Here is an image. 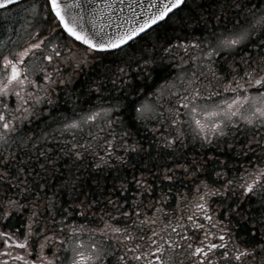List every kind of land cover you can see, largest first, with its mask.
<instances>
[{"label": "trees", "instance_id": "16d2710c", "mask_svg": "<svg viewBox=\"0 0 264 264\" xmlns=\"http://www.w3.org/2000/svg\"><path fill=\"white\" fill-rule=\"evenodd\" d=\"M232 3L233 0H227L226 3L225 0H196L199 7L193 6L192 11L186 7L179 13L180 20L173 17L172 20L160 23L131 42V47L109 54H96V58H90L87 72L84 66L80 65L77 69L74 67L72 83L69 86L54 87L55 91L50 90L49 96L32 108L28 119L16 126L21 135L31 143L24 145L17 138L16 141H9L10 147L0 148V151L12 152L17 159L24 161L19 167L26 169L28 174H22L18 179L24 181L20 187H28L31 192L20 194L18 188L12 187L16 181H12L6 188H0V194L13 196L22 205L19 211H11L7 220L0 218V221H4V226L9 231L23 239L29 218L33 211H37V216L31 217L33 230L37 232L44 228L46 231L40 237L33 236L32 239L36 242L33 255L40 253V244H45L43 254L52 256L55 252L59 257L62 256L63 245L73 239H67L68 236L101 239L108 252L113 253L111 240H105L99 233L93 234L89 229H95L98 225L102 227L99 217L104 211L110 214L113 222L119 220L121 225L131 224L137 217L132 215V219L126 221L117 213L116 208L131 215L141 201L140 219L145 215L152 217L155 209L150 205L157 200L160 201L157 208H163L164 213L168 214L165 220L164 215L157 212L160 220L157 225L149 226L155 231L157 228L162 229L169 221L172 227H176L177 221L190 224L187 215L192 213H195L198 222L204 223L201 213L192 210L198 202L195 193L201 181L209 186L207 189L201 187L202 193L212 190L220 192V195L207 196L209 214L219 218L230 235L246 240L251 236L252 219L259 220L261 212H264V204L261 202L264 193L257 191L255 196L245 198L234 185H228V181L244 176L246 170L253 172L264 167V132L257 135L255 129L241 130L232 132L230 136L214 144L202 145L194 141L186 127L182 126V117L177 116L176 125H172L169 116L174 113L170 98L165 100L168 102L165 103L167 107L161 108L159 117L147 124L137 120L135 115L140 99L153 94L182 63V44H188L200 36L212 35L213 31L217 33L232 29L237 23V15L243 19L244 14L233 8ZM241 3L255 11L264 0H241ZM189 5L191 6V0ZM252 39L258 44L264 37L257 35ZM169 43L173 46L171 54L162 51ZM241 49L230 55H218L206 69H211L212 74L209 77L206 74L208 78L203 82L199 80L200 75L198 86L205 91L224 92L223 77L230 71L229 66L234 62L239 63L245 52H256L255 44L242 45ZM123 50L128 52L127 56H121L120 52ZM133 53L151 62L141 66L139 60L129 57ZM118 69H123L124 74L119 72V79H115L113 74ZM95 105L113 106L106 123L76 133L75 140L69 133H49L63 116L85 111ZM101 128L104 130L100 131ZM90 132L99 137L101 145L94 155L81 150L80 159H76L74 154L62 151L77 141L86 145L91 140ZM111 133H115V138ZM41 135L45 137L40 138ZM104 137L113 142L115 151L104 148ZM166 139L173 141L171 147L164 146ZM91 142L93 145L97 143L95 140ZM32 144L36 147L33 148ZM106 150L111 152L110 158L105 155ZM102 156L107 161L106 164L101 163ZM117 156L121 159L117 160ZM97 164L101 166L97 168ZM216 167L226 171L223 170L221 176H217ZM166 169H171L169 174L174 173L172 181L162 179ZM185 169H188L187 173ZM192 169L196 171L193 172ZM9 171L12 175L16 173L15 168H10ZM223 176L226 177L223 179ZM142 177L147 181L143 189L135 183V180ZM39 185H44L49 191L44 192L39 189ZM226 185L228 186L225 187ZM38 192L41 200L37 208L32 204V198ZM80 193L87 194L89 204L95 209L94 213L78 207L77 199H85ZM49 199L53 204L50 211L47 210ZM109 200L112 204H108ZM233 201L242 207V213L233 216L229 222L226 217L221 216V210L223 205ZM64 208L74 209L81 214L64 213ZM61 220L67 225L62 231L59 224L51 223ZM74 227L84 230L73 235L71 229ZM18 231L20 234H17ZM188 231L177 228L176 233L187 236ZM261 231L264 229H255L256 241L260 240ZM43 235L53 236V242L46 243ZM172 237H175L173 232ZM29 245L31 250L32 241H29ZM259 260L260 257H256L257 264Z\"/></svg>", "mask_w": 264, "mask_h": 264}, {"label": "snow or ice", "instance_id": "6c2138e0", "mask_svg": "<svg viewBox=\"0 0 264 264\" xmlns=\"http://www.w3.org/2000/svg\"><path fill=\"white\" fill-rule=\"evenodd\" d=\"M115 2L116 0H45L43 14L36 9L31 10L35 23L33 30L28 33L27 46L21 45L18 51L9 52L8 55L0 54V97H8L12 94L20 102L15 113L0 112V148L10 147L9 141H16L17 138H20V142L24 145L31 143L30 140L21 135L16 123L28 119L29 107L25 106L27 100L35 98L39 102L38 95L33 97L31 92L25 93L26 85L37 88L36 83L30 79V76L36 71L43 73L46 84H51L53 83L52 75H60L58 66L67 64L78 68L81 64L87 63L89 58H96V54H109L112 51L131 47L130 42L138 39L141 33L152 26L158 25L159 22L172 20L173 17L180 20L179 13L186 7L189 8V11L193 10V6L199 7L196 0H191V6L189 0H147V6H145L143 0H131L129 11L132 15L125 18L121 23H117L112 20L111 16H108V25L116 24L115 30L108 32L105 31L102 20L107 13L117 15L113 7ZM119 2L122 4L123 0H119ZM226 2L227 0H225ZM16 3L17 0H0V8ZM133 4L141 8L140 19H136V13L132 9ZM232 7L244 14L243 19L241 20L240 15H237V23L226 33L216 34L214 31L212 32V39L208 41V48L210 49L208 55L220 51L232 53L242 50L241 45L247 46L250 44H255L256 52L255 54L245 52L239 63L234 62L229 66L230 71L223 77V88L224 92L232 93L231 97L225 98L221 93H216L217 96H220L219 102L209 103L212 93L206 96L202 91L193 90L194 87H198L194 81H187L188 87L185 88V91L188 95L182 97L172 91V88L176 87L175 82H170V86H166L164 89L168 92L169 97H174L179 106L185 110L184 115L188 116L189 119L183 122L192 127L194 138L198 137L204 142L226 136L228 134L226 130L234 129L238 125H247L249 128L255 129L257 135L264 132V39L260 40L258 44L252 39L257 35L264 37V9L253 11L248 9L246 4L241 3V0H233ZM41 15H43V19H41ZM117 19L119 20L120 17L117 16ZM181 23H183L182 20ZM43 25L48 26L47 32ZM57 31L62 32L64 35L57 39L56 43H52V40L56 37L51 34ZM61 41H65V43H61ZM69 42L73 45V48H68ZM172 47L169 43V46L163 48L162 51L171 54ZM192 47H199V45L193 44ZM32 58L39 61L36 68L28 66V60ZM150 62L149 59L144 61L145 64ZM45 69H51V71H45ZM119 71L121 75L124 74L123 69ZM59 82L63 83L62 80ZM115 84L116 81L114 80L113 85L115 86ZM253 88L255 94L249 92V89ZM189 96H191V99H189ZM4 107L7 108L8 106L5 104ZM109 111L110 109L100 108L96 111H90L78 119H65L60 131L71 134L73 140H75L77 132L82 131L85 126L94 125ZM172 111L174 114L170 115L169 119L172 125H176V116L180 113L175 112L174 109ZM135 112L137 120L150 119L154 118L152 114L155 112V107L149 103H142L135 108ZM103 130V128L100 129V131ZM111 135L115 138V133H111ZM90 136L91 140L86 145H81L77 141L72 143L70 148L62 149V151H65V154H74L76 159H80L81 150L91 152L94 155L95 151L101 148V145L99 137L95 133L90 132ZM92 140L97 141V143L93 145ZM104 140V148L115 151L113 142L107 140V137H104ZM172 145L173 141L171 139L165 140V147H171ZM32 147L35 148L36 145L32 144ZM127 150V147H125V151ZM132 151H135V149H132ZM41 154L43 155V153ZM105 155L110 158L111 152L106 150ZM116 159L119 160L121 157L117 156ZM100 160L102 164L107 163L103 156L100 157ZM23 164L24 161L17 159L14 153L0 151V188H6L12 184V181H16L12 187L18 188L20 194L31 192L28 187H20L24 181L19 180L18 177L22 174H28L26 169L19 167ZM100 166V164L96 165L97 168ZM10 168L16 169L15 175L11 174ZM184 171L187 173L188 169ZM192 171L195 172L196 170L192 169ZM170 172L171 169H166L162 179L172 181L174 173L169 174ZM217 175L219 176V173ZM135 183L143 189L147 181L142 177L135 180ZM228 185H234L245 198L255 196L257 191L264 193V167L253 172L246 170L244 176L229 180ZM38 187L44 192L49 191L44 185ZM148 187L151 186L148 185ZM201 187L207 189L209 186L204 184L203 181L197 185L195 195L198 202L194 204V208L196 212L201 213L204 223L198 222L195 213H192L187 215L190 224L186 225L180 221H177L176 227H172L170 221L166 224V227L171 228L173 233L177 232V228H183L185 231L190 229L187 236L179 234L178 236L186 242L191 241L187 244L191 264H257V256L260 257L259 264H264V231H261L259 241H256L255 232L257 227L264 229V212H261L259 220L252 219L253 228L251 236L247 240L242 237H234L223 226L221 220L214 218L208 211L207 196L220 195V192L212 190L202 193L200 191ZM80 195H84L85 199H77L78 207L94 213L95 209L92 204H89L87 194L80 193ZM40 200L41 197L38 192L32 198V204L38 208ZM261 202L264 204V195L261 196ZM142 203L143 201L137 205L136 211L131 215L127 211L116 208L117 213L126 221L131 220L132 215L137 217V219L132 220L131 224L124 223L121 225L119 220L113 222L110 214L104 211L99 217L102 227L98 225L95 229H89L93 234L99 233L105 240L110 239L113 247L118 246L121 249L123 254L118 257L119 264H125V261H127V264H133V262L135 264H141V262L142 264H153L148 256L152 255L151 246L157 245V240L154 237H157L158 234L154 228H149V226L157 225L160 220L157 212L162 213L165 220H167L168 214L164 213L163 208H157V205L160 204V201L157 200L155 204L150 205L151 208L155 209L152 217L145 215L143 219H140L139 208ZM108 204H112V201L109 200ZM221 204H223L222 201ZM21 207L22 205L13 196H7L6 193L0 194V218L7 220L11 211H19ZM52 207V201L49 199L47 210L50 211ZM63 212L81 214L69 208H64ZM241 213L242 207L237 205L236 201L223 205L221 210V216L226 217L229 222H231L233 216H239ZM35 216H37V211H33L31 214V217ZM31 217L29 218L27 230L23 233V239L13 238L9 233L0 231V242L3 243L6 249L13 247L21 249L24 250L25 255L22 256L19 253L11 255L10 252L5 251L0 252V256H8L14 262L21 261L22 264H53V261L60 259V257L54 252L52 259L46 258L43 255L45 244L39 245L40 253L36 254L35 260L29 259L35 251L36 242L32 239L33 236L40 237L46 231V229L41 228L39 231L34 232ZM51 223L54 225L59 224L61 231L64 227H67L63 220L51 221ZM83 230L81 227L71 229L73 235ZM109 234H111V237ZM72 238V236L67 237V239ZM43 240L51 244L53 236L43 235ZM29 241H32L31 250H29ZM165 243H168V241H165ZM145 244L149 246L147 253L144 251ZM129 245L132 246L129 247ZM171 246L174 248L182 247V245L175 243ZM84 248V243L76 237L75 247L71 249L73 256L70 264H91L94 254L99 249L95 241H93L91 250L87 255L83 251ZM63 251H68L66 244L63 245ZM155 251L161 253V258L156 260V264H166V261L163 260V253L166 250L157 245ZM64 259H67V257H64ZM0 264H8V261H0Z\"/></svg>", "mask_w": 264, "mask_h": 264}, {"label": "rangeland", "instance_id": "374dc122", "mask_svg": "<svg viewBox=\"0 0 264 264\" xmlns=\"http://www.w3.org/2000/svg\"><path fill=\"white\" fill-rule=\"evenodd\" d=\"M260 9H264V3L255 11H258ZM28 14H32V11L30 10V12ZM27 23H28L27 21H21L20 26L16 29L15 32L11 31L10 28L7 29V34L4 37V40L0 41V53L10 52V50L12 49V47L14 46L15 43H17V42H19L25 38L24 30L27 29V27H26ZM230 30L231 29L226 30V31L217 32L216 34L226 33ZM57 39H59V38H57ZM57 39H54V41H57ZM210 39H212V35L200 36L198 39H195L193 41H189L188 44L183 45L182 46V52L184 53L183 60L181 61L182 63L180 65H178L176 71H173L171 73L170 77L165 82H163L160 85V87L153 94L145 95L140 99L137 107L142 103H149L155 107V112L152 114L154 118L140 120L143 124H147L148 122H150V120L153 121V120L157 119L159 117V115L161 114V108H163V106L164 107L166 106L165 103H168L165 100L170 98L173 101L172 106H171V110L174 109L175 112L180 113V115H178V116L182 117V121H181L182 126L184 128L186 127L187 132L189 133V135L191 136V138L194 141L199 142L202 145L211 144V143L214 144V143L226 138L227 136H230L232 132L235 133V132H240L241 130H243V131L244 130H249V131L253 130L252 128H249L247 125H242V126L238 125L234 129L226 130L228 132V134L226 136L214 138L210 142H204L198 137L194 138L192 127H190L188 124L183 122V121H186L189 119L188 116L184 115L185 110L179 106V104L177 103V100L174 97H169L168 92L166 90H164L166 86H170V82H175L176 87L172 88V91L177 93L181 97L184 95H188V93L185 91V88L188 87L187 81H194L195 85L198 86V77L200 75L201 76H200L199 80H200V82H203V81L207 80V78L212 74V70L211 69L206 70V67L208 65H210L211 63H213V61L216 59V57L218 55H230V54L234 53V52L225 53V52L220 51V52H216L212 55H208V53L210 51V49L208 48V41ZM193 44H198L199 47H192ZM126 52H127L126 50L121 51L120 52L121 56H127L128 52L127 53ZM81 55H83V54H81ZM129 55H130L129 57H133L134 59H136V61L139 60L141 63V66L144 65L145 57L144 58L141 56L138 57L135 53L129 54ZM30 66L33 67L34 65L30 64ZM119 72L120 71L118 69L117 72L113 74V77L115 79H117V77H119V75H118ZM206 74L208 75V77H206ZM193 90L202 91L203 94L206 96L209 93H212V95L208 101L209 103L219 102L220 96H217L216 93H221L225 98L231 97L230 94H225L222 91H218V92H214V91L211 92L209 90L205 91L203 88H200L199 86L194 87ZM249 92L251 94H255V89L254 88L249 89ZM189 99H191V96H189ZM36 103H39V102H36ZM36 106L37 105H35V107ZM100 108L110 109V111L108 112V114L106 116H102L94 125L85 126L83 128V130L80 132H84L86 130H90L93 127L102 125V124L106 123V121L109 119V117L113 111V106L95 105L94 107H91L85 111L78 112L76 114H71L68 116H63L61 118V121L59 123L55 124L49 130V133H51V132L67 133V132L60 131V129H62V127H63V122L65 119H67V120L78 119L80 116H83L90 111H96ZM135 115H137L136 112H135ZM80 132H77V133H80ZM44 137H45V135L40 136V138H44ZM78 233H81V232H78ZM79 240L82 241L85 245V248L83 249V251L85 252L86 255L91 250V245H92L93 241H95V244L99 250L94 254V259L92 260L91 264H97L101 260V258L103 257L104 253H106V248L103 246V243L100 242L99 240H87L84 237H80ZM75 244H76V237H73V239L68 242V246H67L68 251L64 252V256L67 257V259H65V260L68 264H70V260L73 256L71 249L73 247H75Z\"/></svg>", "mask_w": 264, "mask_h": 264}, {"label": "flooded vegetation", "instance_id": "af4514ba", "mask_svg": "<svg viewBox=\"0 0 264 264\" xmlns=\"http://www.w3.org/2000/svg\"><path fill=\"white\" fill-rule=\"evenodd\" d=\"M36 9L38 10L41 14L44 13L45 10V0H24L22 2L16 3L15 5H10L4 9L0 10V41L4 40V37L7 34V29L10 28L11 31L15 32L16 29L20 26L21 21H27V29L24 30V36L25 38L19 41L18 43H15L10 52L18 51L20 46H27V42L29 40L28 33L33 30L34 26V17L32 14H28L30 10ZM41 19H43V15H41ZM45 31L47 32L48 26L43 25ZM38 30V29H37ZM51 35H54L57 38L62 37L64 34L62 32H55L52 33ZM57 41L52 40V43H56ZM61 43H65V41H61ZM68 48H73V45L69 42L68 43ZM51 50V49H49ZM9 52H3L0 53L2 55H8ZM89 60L88 59L87 63L81 64V66H84L85 72L88 71L89 67ZM101 61V57L99 59ZM30 64L34 65L33 67L30 66ZM39 64V61H36L35 58H32L28 60V66L30 68H36V66ZM59 67V72L60 75H52V81L53 83L51 84H46V82L43 79V73L36 71L33 75L30 76V79L33 80L37 88H33L29 85L25 86V93L31 92L33 94V97L39 96V101L41 98H46V96H49V91L54 90V87L57 86H69L72 83V77H73V68L69 65H64V66H58ZM77 69V68H76ZM45 71H51V69H45ZM63 81V83H60L59 81ZM39 89V91H38ZM48 98V97H47ZM33 101L37 102L35 98L27 100L25 102V106L29 107V115L32 112V108H34ZM20 102L17 100V98L10 94L8 97H0V112H5L6 114L8 112H13L15 113V110ZM7 105L8 107L5 108L4 105ZM18 115V113H16ZM29 117V116H28ZM11 118V117H9ZM21 124V122H17L16 126ZM216 173H219V176H221V173L224 169L218 170V167H216ZM226 171V170H224ZM231 171V170H230ZM218 176V175H217ZM226 176H223V179ZM227 179V178H226ZM225 179V180H226ZM193 211L196 212L195 208H192ZM202 216V215H201ZM0 231L7 232L9 235L13 236V238H18L20 239V236L16 235L12 231H9L6 226H4V221H0ZM17 234H20V231L17 232ZM158 236L154 237V239L157 240V245L164 248L166 251L163 253V260L166 261V264H191V257L188 255L189 249L187 247V244L191 241H184L179 238L177 233H173L175 237H172V231L171 229H168V227H164L163 231H158L157 232ZM170 237V239H169ZM165 241H168V243H165ZM179 244L182 245V247L179 248H174L171 245ZM68 246V243H66ZM157 245H152L151 246V251L152 255L148 256V259H151L153 261V264H156V260L161 258V253L156 252L155 248ZM132 245H129L131 247ZM195 246V245H194ZM106 248V247H105ZM149 249V246L145 244L144 251L147 253ZM10 252L11 255H16L19 253L20 255H25L24 250L21 249H16V248H5L3 246V243L0 242V252ZM64 252V251H63ZM121 249L117 247H113V253H109L108 250L106 249V253H104L103 257L97 264H119L118 262V257L122 255ZM46 256L48 259H52V256H49L47 254H43ZM62 255V254H61ZM64 253L62 256H60V259L54 260L53 264H68L66 260L64 259ZM259 257V256H257ZM31 260L36 259V255H32L29 257ZM7 260L8 264H22L21 261H13L11 260L8 256H0V261ZM125 264H127V261H125ZM135 264V262H133ZM142 264V262H141Z\"/></svg>", "mask_w": 264, "mask_h": 264}, {"label": "water", "instance_id": "95a60500", "mask_svg": "<svg viewBox=\"0 0 264 264\" xmlns=\"http://www.w3.org/2000/svg\"><path fill=\"white\" fill-rule=\"evenodd\" d=\"M19 1H22V0H17V2H19ZM130 2H131V0H123V3L121 4L119 2V0H116V2L114 3L113 7L115 8V12H116L117 15H112L111 13H107L105 15V17L103 18V20H102V23L105 26V31H108V32L114 31L115 27H116V24H113L111 26L108 25V19H107L108 16H111L112 20L116 21L117 23H121V22L124 21L125 18L130 17L132 15L131 11H129ZM143 3L145 4V6H147V0H143ZM7 6H9V5H7ZM122 9H123V11H121ZM132 9L136 13V19H140L139 13L141 11V8L138 5L133 4L132 5ZM117 16L120 17L119 20L117 19ZM159 23H161V22H159ZM125 26H127V25H125ZM154 26H156V25H154ZM154 26H152V27H154ZM150 29H148V30H150ZM148 30H146L145 32H147ZM144 33H141L140 36L143 35Z\"/></svg>", "mask_w": 264, "mask_h": 264}, {"label": "bare ground", "instance_id": "6f19581e", "mask_svg": "<svg viewBox=\"0 0 264 264\" xmlns=\"http://www.w3.org/2000/svg\"><path fill=\"white\" fill-rule=\"evenodd\" d=\"M148 91V90H147ZM151 91V90H150ZM134 94V93H133Z\"/></svg>", "mask_w": 264, "mask_h": 264}]
</instances>
